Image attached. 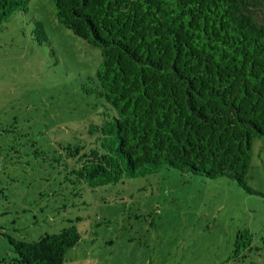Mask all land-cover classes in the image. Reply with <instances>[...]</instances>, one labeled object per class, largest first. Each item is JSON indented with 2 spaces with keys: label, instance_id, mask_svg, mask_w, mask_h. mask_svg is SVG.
<instances>
[{
  "label": "rangeland",
  "instance_id": "obj_1",
  "mask_svg": "<svg viewBox=\"0 0 264 264\" xmlns=\"http://www.w3.org/2000/svg\"><path fill=\"white\" fill-rule=\"evenodd\" d=\"M27 6L0 28V264H14L9 237L71 225L79 239L61 264H264V137L252 144V193L170 167L88 186L68 152L94 147L92 126L112 113L97 93L100 50L56 20L52 0ZM253 16L264 23V9ZM243 230L249 246L234 253Z\"/></svg>",
  "mask_w": 264,
  "mask_h": 264
},
{
  "label": "trees",
  "instance_id": "obj_2",
  "mask_svg": "<svg viewBox=\"0 0 264 264\" xmlns=\"http://www.w3.org/2000/svg\"><path fill=\"white\" fill-rule=\"evenodd\" d=\"M29 0H0V28ZM56 20L100 50L97 93L108 105L94 147L69 148L90 187L163 167L246 185L264 137V0H52ZM37 42L48 41L33 19ZM79 239L71 225L8 242L14 264H61ZM251 237L240 231L234 253ZM243 241V242H242Z\"/></svg>",
  "mask_w": 264,
  "mask_h": 264
}]
</instances>
